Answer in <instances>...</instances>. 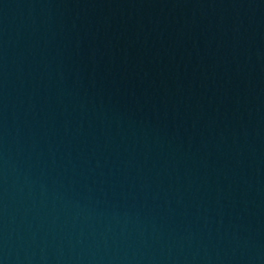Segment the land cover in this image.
Here are the masks:
<instances>
[{
    "label": "water",
    "instance_id": "water-1",
    "mask_svg": "<svg viewBox=\"0 0 264 264\" xmlns=\"http://www.w3.org/2000/svg\"><path fill=\"white\" fill-rule=\"evenodd\" d=\"M0 104L264 115V0H0Z\"/></svg>",
    "mask_w": 264,
    "mask_h": 264
}]
</instances>
